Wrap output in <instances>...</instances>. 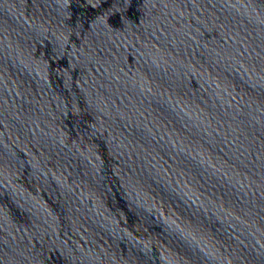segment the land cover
<instances>
[{
	"label": "water",
	"instance_id": "95a60500",
	"mask_svg": "<svg viewBox=\"0 0 264 264\" xmlns=\"http://www.w3.org/2000/svg\"><path fill=\"white\" fill-rule=\"evenodd\" d=\"M0 264H264V0H0Z\"/></svg>",
	"mask_w": 264,
	"mask_h": 264
}]
</instances>
